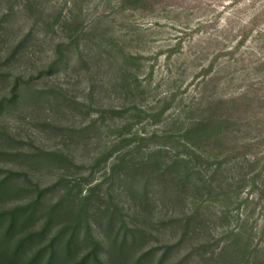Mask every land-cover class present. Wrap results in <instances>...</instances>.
Returning <instances> with one entry per match:
<instances>
[{
  "label": "rangeland",
  "instance_id": "obj_1",
  "mask_svg": "<svg viewBox=\"0 0 264 264\" xmlns=\"http://www.w3.org/2000/svg\"><path fill=\"white\" fill-rule=\"evenodd\" d=\"M12 217L0 264H264V0H0Z\"/></svg>",
  "mask_w": 264,
  "mask_h": 264
},
{
  "label": "trees",
  "instance_id": "obj_2",
  "mask_svg": "<svg viewBox=\"0 0 264 264\" xmlns=\"http://www.w3.org/2000/svg\"><path fill=\"white\" fill-rule=\"evenodd\" d=\"M43 192V191H42ZM21 211H25L27 210L26 207H23L21 209H19ZM11 215V214H10ZM16 222L15 218L12 217L11 218V222H9L8 226H7V229L5 230V235H0V244H3L4 242H10V238H9V235L12 233V229H13V224ZM0 231H1V225H0ZM22 247V246H21ZM21 247H17L16 250L14 249L13 252H15V256H17L16 254L19 253V249ZM13 255V254H12ZM29 264H36V261L35 262H32V263H29ZM46 264H54L53 262V254L51 255V257L46 261Z\"/></svg>",
  "mask_w": 264,
  "mask_h": 264
}]
</instances>
